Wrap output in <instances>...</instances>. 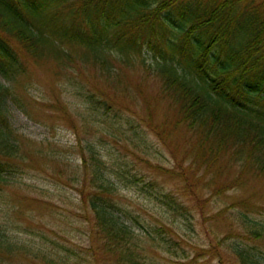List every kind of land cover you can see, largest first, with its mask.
I'll return each mask as SVG.
<instances>
[{
  "label": "rangeland",
  "instance_id": "1",
  "mask_svg": "<svg viewBox=\"0 0 264 264\" xmlns=\"http://www.w3.org/2000/svg\"><path fill=\"white\" fill-rule=\"evenodd\" d=\"M59 16L51 21L55 27L65 24L66 15ZM111 49L107 66L95 63L85 46L61 44L56 54L40 58L24 52L18 74L10 80L0 75L17 100L10 98L6 108L19 145L0 183V223L10 236L50 249L55 246L47 239L78 251L88 247L82 160L93 146L121 205L178 233L172 251L147 249L153 264H241L235 247L251 249L264 264V237L254 234L264 233V177L229 154L207 158L201 151L200 159L197 136L176 124L177 112L162 93L154 52L147 46L140 54ZM103 101L110 108L103 109ZM119 168L125 177L116 174ZM163 194L187 211L174 215ZM4 262L33 264L21 256Z\"/></svg>",
  "mask_w": 264,
  "mask_h": 264
},
{
  "label": "trees",
  "instance_id": "2",
  "mask_svg": "<svg viewBox=\"0 0 264 264\" xmlns=\"http://www.w3.org/2000/svg\"><path fill=\"white\" fill-rule=\"evenodd\" d=\"M60 14L66 15L65 24L55 27L51 21ZM61 44L85 46L95 63L105 66L113 47L140 54L147 46L155 54L162 93L177 112L176 124L198 138V157L203 158L201 151L207 158L229 154L245 171L264 177V0H0L5 79L18 74L19 55L56 54ZM11 94L0 83V183L19 149L6 108L10 98L17 101ZM102 104L110 108L107 101ZM140 147L147 154L146 142ZM88 152L81 201L90 216L89 246L78 251L47 239L55 246L50 249L10 236L0 223V264L20 256L33 264H153L149 247L166 252L179 243L169 225H153L124 208L99 153L93 146ZM117 172L125 177L120 168ZM130 177L140 180L137 174ZM163 197L174 215L187 211L172 194ZM235 248L241 264H259L251 249Z\"/></svg>",
  "mask_w": 264,
  "mask_h": 264
}]
</instances>
